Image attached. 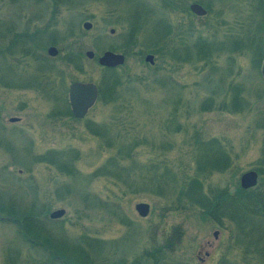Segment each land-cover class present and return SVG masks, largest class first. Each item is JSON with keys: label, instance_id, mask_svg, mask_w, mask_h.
Instances as JSON below:
<instances>
[{"label": "rangeland", "instance_id": "rangeland-1", "mask_svg": "<svg viewBox=\"0 0 264 264\" xmlns=\"http://www.w3.org/2000/svg\"><path fill=\"white\" fill-rule=\"evenodd\" d=\"M263 28L264 0H0V264H65L16 217L71 264H264V212L222 214L264 194ZM74 81L105 91L82 118Z\"/></svg>", "mask_w": 264, "mask_h": 264}, {"label": "water", "instance_id": "water-1", "mask_svg": "<svg viewBox=\"0 0 264 264\" xmlns=\"http://www.w3.org/2000/svg\"><path fill=\"white\" fill-rule=\"evenodd\" d=\"M191 9L199 15H204L207 13V9L198 3L192 4ZM84 27L90 29L92 27V23L90 21H86L84 23ZM48 53L52 56H55L58 53V48L52 45L48 48ZM86 55L90 58H93L95 56V52L92 50H88L86 52ZM147 60L152 61L153 55H148ZM124 61V54L115 53L113 51H106L101 57H99V63L105 66H116L119 64H123ZM261 71L264 77V62ZM98 95L99 88L96 83L83 81L72 82L69 86V99L73 114L79 118L85 116L88 110L95 104ZM16 120H18V118H11V121ZM258 181L259 173L256 170H249L242 174L240 178V184L245 189L256 186ZM136 208L143 216H147L149 214L148 203H138L136 205ZM65 212L66 210L64 208H58L53 210L50 213V216L54 219L61 218L65 214Z\"/></svg>", "mask_w": 264, "mask_h": 264}, {"label": "trees", "instance_id": "trees-1", "mask_svg": "<svg viewBox=\"0 0 264 264\" xmlns=\"http://www.w3.org/2000/svg\"><path fill=\"white\" fill-rule=\"evenodd\" d=\"M20 39L21 38H17L16 42H19ZM263 56H264V53L261 54L260 63L262 61ZM103 89L104 88H102V86L100 85L99 86V92L100 93L105 92ZM67 103H68V113L72 114V111H71V108H70L69 102H68V97H67ZM231 200L234 202V206L236 205V207H238V205H239L240 208L245 209V210L254 211V212H256V214H259L260 212L263 214V212H264V194H261V193L256 194L254 192V194L249 195V197L245 198L243 201L238 200L236 198L234 199V197L229 198V200H227L224 203V207H223V211H222L223 215L228 214V212H227L228 207H226V206H227L228 202L231 201ZM31 216H32L31 214H28L27 218H31ZM2 218H7V217L0 216V219H2ZM9 218H11V217H9ZM9 220H12L15 223H17V225L19 226L18 227L19 228V232L22 235V238H24V240L26 242L31 243V245L43 247V249L47 252V254L49 255V257L52 260L55 257H58V258L64 259L65 264H67V263L71 264L68 261L67 258H65L64 256L59 255V253L61 251L59 250V248L57 246L58 244L56 245V243H53L52 241L49 242L48 238H42L40 236V232L39 233L38 232L34 233L35 232L34 230L31 231L29 229V227L25 224V222L23 220H21L19 217L12 218V219H9ZM151 256L153 257L155 264H159V259L157 258V256L156 255H155V257H154V255H151Z\"/></svg>", "mask_w": 264, "mask_h": 264}, {"label": "flooded vegetation", "instance_id": "flooded-vegetation-1", "mask_svg": "<svg viewBox=\"0 0 264 264\" xmlns=\"http://www.w3.org/2000/svg\"><path fill=\"white\" fill-rule=\"evenodd\" d=\"M194 3H198V4H201V3H199V2H192L191 4H190V10L193 12V13H195L192 9H191V6H192V4H194ZM203 7H205L203 4H201ZM206 8V7H205ZM207 9V8H206ZM208 10V9H207ZM195 15H199V14H197V13H195ZM166 22H167V30H166V32H167V35L170 33V28H172V24H171V20L170 19H167L166 18ZM136 31H138V30H136V29H134L132 32H130V33H128V34H125L124 36H129V35H132V36H135V34H136ZM116 32V30L114 29V28H112L111 29V33L112 34H114ZM127 44L128 43H123V45L124 46H127ZM168 46V45H167ZM106 51H113V52H115V53H121V54H124V53H122V52H117L116 50H113V48H106L104 51H103V53L99 56V57H101ZM125 55V54H124ZM148 55H153V60L152 61H150V60H147V57H148ZM99 57H98V62H99ZM155 57H156V55L154 54V53H152V52H149V53H146V55H145V61H148V62H150V63H154L155 62ZM125 61H126V55H125ZM125 61H124V63H125ZM123 63V64H124ZM123 64H119V65H116V66H105V65H102V64H100V65H102L106 70H116L118 67H120V66H122ZM98 97H99V95H98ZM98 99V98H97ZM68 102H69V106H70V108H71V105H70V100H68ZM71 111H72V108H71ZM72 114H73V112H72ZM73 116L74 117H76L74 114H73ZM86 116V115H85ZM84 117V116H83ZM76 118H79V117H76ZM82 118V117H81Z\"/></svg>", "mask_w": 264, "mask_h": 264}]
</instances>
